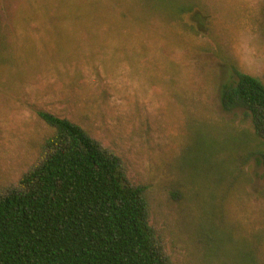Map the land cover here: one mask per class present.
<instances>
[{
  "label": "rangeland",
  "instance_id": "374dc122",
  "mask_svg": "<svg viewBox=\"0 0 264 264\" xmlns=\"http://www.w3.org/2000/svg\"><path fill=\"white\" fill-rule=\"evenodd\" d=\"M237 69L264 82V0H0V191L50 111L147 187L172 264H264V141L222 99Z\"/></svg>",
  "mask_w": 264,
  "mask_h": 264
},
{
  "label": "trees",
  "instance_id": "16d2710c",
  "mask_svg": "<svg viewBox=\"0 0 264 264\" xmlns=\"http://www.w3.org/2000/svg\"><path fill=\"white\" fill-rule=\"evenodd\" d=\"M236 75L223 103L244 108L264 141V82ZM38 115L52 133L18 183L0 191V264H172L147 187L130 181L120 156L69 118Z\"/></svg>",
  "mask_w": 264,
  "mask_h": 264
}]
</instances>
